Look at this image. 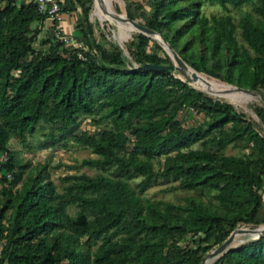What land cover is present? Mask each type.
<instances>
[{
	"label": "trees",
	"instance_id": "obj_1",
	"mask_svg": "<svg viewBox=\"0 0 264 264\" xmlns=\"http://www.w3.org/2000/svg\"><path fill=\"white\" fill-rule=\"evenodd\" d=\"M91 1L67 2L87 20ZM144 1L128 18L158 32L197 72L264 96V0ZM205 4L251 11L234 22L230 14L207 17ZM93 10L111 21L97 1ZM43 18L34 0H0V151L7 155L0 264H201L238 226L264 224V137L250 120L176 72L140 68L172 64L142 33L127 42L129 58L95 41L88 21L86 28L77 23L83 48L49 34L35 46ZM133 31H122L120 46ZM184 108L203 119L182 125ZM254 111L264 126V105ZM81 116L92 132H77ZM45 126L43 147L62 138L89 148L94 157L80 165L97 172L65 175L58 189L41 171L12 191L7 174L14 185L21 173L9 139L23 141ZM228 147L244 150L225 154ZM160 179L187 194L177 202L144 194ZM213 264H264V237Z\"/></svg>",
	"mask_w": 264,
	"mask_h": 264
},
{
	"label": "rangeland",
	"instance_id": "obj_2",
	"mask_svg": "<svg viewBox=\"0 0 264 264\" xmlns=\"http://www.w3.org/2000/svg\"><path fill=\"white\" fill-rule=\"evenodd\" d=\"M14 1L17 4H27L31 0H14ZM105 3H107L108 6L111 7V9L115 14L114 19L110 18V16L108 15L111 21L107 19L100 20L98 16L93 15L94 0H92L90 3L89 7L91 8V11L87 15V20L84 19L81 8L75 5L74 3L73 4L70 3L71 5L70 8H66L64 12L68 14L69 20L71 24L75 27L76 32H79L77 28V23H80L82 28H86V21L90 22L92 25L93 38L95 39V41L102 43L103 47L106 50H111L113 47H117V48L120 47L118 37L123 30L133 31L127 22L121 21V18L119 16H121L122 14L127 16V11H131L136 15L137 5L142 4L143 6H145V1L144 0H103L102 3H99L102 14H108L105 8L106 6ZM250 11H251L250 7L247 5L242 6L240 9H234L232 7H228V10L222 9L217 4H205L203 6V13L207 17H209L210 15L230 14L233 17L234 22H238L239 18L243 14L249 13ZM63 15L65 16L66 14L63 13ZM137 33H138L137 31H133L125 38V41L123 42V52L124 54H126L125 56H127L128 58H129V54L127 51V42L131 40L132 36ZM47 37L48 34L46 30L42 29L41 33L39 34L38 40L34 43L35 46L42 45V43L40 42L41 39H46ZM236 37L238 41L242 43L241 38L239 36V29L236 32ZM80 39L82 42H84L82 37ZM151 39L163 49L162 45L158 41H156L153 38ZM150 50L156 51L153 45L151 46ZM201 74H203L204 76L206 75L205 73H201ZM176 77H179L178 73L176 74ZM205 77L207 78V84H206L207 88L222 90V92L206 91L209 94L205 92L203 93L216 100H221L232 104L238 112L244 115L245 119L250 120L254 124L256 130L259 131L261 135H263L264 137V126L261 124L259 118L257 117L254 111L255 106H260L263 104L262 101H260L257 98L250 99L249 96L242 93L227 91V88H225L222 83L225 84L228 83L208 75H206ZM209 77L221 81L222 83L211 80ZM197 87L200 89L202 88L200 86ZM179 119L182 125L191 126L198 124L203 119V117L199 113H195L189 110L188 108H184L179 114ZM95 128L96 127L92 125V122L89 117L81 116L79 118V125L77 132L80 130L82 131L88 130L92 132ZM47 131H48V127L45 126L43 129H38V131L34 135L27 136L23 141H21L18 137H11L9 139V142L7 144L8 148L14 154V157L17 163L19 164L17 169L21 173V178H20L21 180L18 183L12 185L9 182L11 180L10 176L8 177V181L5 182L4 185L7 187L9 186L12 191L18 189L21 183H23L24 180H26L29 175L34 176L35 174L41 171H45V176L47 175L48 180L52 181L58 187V189L61 188L62 185L61 178L65 175L81 174V173L94 175L97 172L95 169L80 165V161L82 159L88 157H94V154L91 153V150L89 148L79 146L71 140H68L65 143L62 138H59V140L56 141L54 144L48 142L47 146L43 147L45 143V133ZM127 144L129 145V143ZM242 150L244 149L241 148L239 149L238 147H228L224 152L225 154H238ZM1 159H3V157H1ZM1 165H0V177L4 175V169H1ZM138 182H139V178H133L131 180V185L137 187ZM1 186L2 185L0 183V188ZM144 194L154 199H162L165 201L177 202L187 193L186 191L181 190L177 187V182H169L160 179L157 183L148 187L144 192ZM0 200L2 201L1 195H0ZM70 211L73 212V209ZM260 212L261 214H264V209H261ZM259 225H263V224L260 223L255 225H240L238 227L254 228ZM248 240H250V238L246 235L238 236L235 242L233 243V246L237 247L238 245ZM94 248L95 246H93L91 250H94ZM217 259L211 261L209 264H213Z\"/></svg>",
	"mask_w": 264,
	"mask_h": 264
},
{
	"label": "water",
	"instance_id": "obj_3",
	"mask_svg": "<svg viewBox=\"0 0 264 264\" xmlns=\"http://www.w3.org/2000/svg\"><path fill=\"white\" fill-rule=\"evenodd\" d=\"M121 21L129 22L133 26L137 28L138 33H142L150 38L155 39L158 41L164 51L167 53V55L170 57L172 64L170 65H158V64H146L144 66H141L140 68L143 69H151V70H159V71H173L179 74V77L182 81H186L192 88L204 92L200 88L194 86L192 84V81L195 79V74L199 73L196 70H194L192 67H190L178 54L177 52L169 45L167 41L156 31L149 29L141 24H139L137 21L128 18L126 15L121 18ZM155 36V37H154ZM192 69L193 73L190 75L189 69ZM232 87L234 91L238 92H244L246 94H249L250 96H253L264 104V96L258 92L247 88L237 87L233 86L231 84H227ZM241 235H246L250 237V239H257L260 237H264V224L259 225L254 228L249 227H237L234 230L230 232V234L214 249H212L206 257L203 259L201 264H207L211 261H214L215 259L222 256L227 251L234 249L236 247L233 246V243L235 242L236 238Z\"/></svg>",
	"mask_w": 264,
	"mask_h": 264
},
{
	"label": "built area",
	"instance_id": "obj_4",
	"mask_svg": "<svg viewBox=\"0 0 264 264\" xmlns=\"http://www.w3.org/2000/svg\"><path fill=\"white\" fill-rule=\"evenodd\" d=\"M37 10L44 18L40 25L48 34L56 40L62 42L68 48H83L84 42L72 36L64 34L59 28V21L61 20V12L63 9L60 0H34ZM81 56V55H80ZM3 157V159H1ZM7 161V155L4 152L0 153V165ZM9 177V174H7Z\"/></svg>",
	"mask_w": 264,
	"mask_h": 264
},
{
	"label": "bare ground",
	"instance_id": "obj_5",
	"mask_svg": "<svg viewBox=\"0 0 264 264\" xmlns=\"http://www.w3.org/2000/svg\"><path fill=\"white\" fill-rule=\"evenodd\" d=\"M94 1H97L98 3H102L103 2V0H94ZM105 8H106V11H107V13H108V15L110 16V18H112V19H114V17H115V14H114V12H113V10L111 9V7H109L108 6V4L107 3H105ZM120 18H122V17H124V14H122L121 16H119ZM125 22V21H124ZM128 23V25L131 27V29L132 30H136V31H138L137 30V28L135 27V26H133L131 23H129V22H127ZM155 37V36H154ZM120 48L123 50V47L122 46H120ZM126 55V54H125ZM189 69V72H190V75L193 73V71H192V69H190V68H188ZM214 80H216V79H214ZM218 81V80H217ZM220 82V81H219ZM222 83V82H221ZM192 84L194 85V86H200V87H202L201 88V90H203L205 93H207V94H209L208 92H206V91H211V92H222V90H217V89H212V88H207L206 87V84H207V78L204 76V75H202L201 73H196L195 74V79H194V81H192ZM223 85H224V87L225 88H227V91H233V92H238V91H234L233 89H232V87L231 86H229V85H227V84H225V83H222ZM238 93H242V94H245V95H247V96H249L250 97V99H254L255 97H253V96H250L249 94H246V93H244V92H238ZM244 228V227H243ZM250 238V237H249ZM207 264H209V263H207Z\"/></svg>",
	"mask_w": 264,
	"mask_h": 264
},
{
	"label": "crops",
	"instance_id": "obj_6",
	"mask_svg": "<svg viewBox=\"0 0 264 264\" xmlns=\"http://www.w3.org/2000/svg\"><path fill=\"white\" fill-rule=\"evenodd\" d=\"M60 1L62 3L63 9L61 12V20L58 23L59 28L61 29V31L64 34H67V35L72 36V37L79 40L80 39L79 38L80 37L79 32L75 31V27L71 24L69 17H68V14L66 12H64V10H66V8H70L71 5L69 2H67V0H60ZM63 13H65L66 15L64 16ZM47 34H48V32H47ZM263 197H264V192H263ZM262 209H264V206ZM260 216L264 217V214H261V212H260Z\"/></svg>",
	"mask_w": 264,
	"mask_h": 264
}]
</instances>
